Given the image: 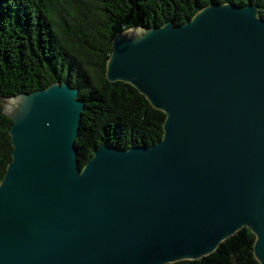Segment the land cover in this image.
Wrapping results in <instances>:
<instances>
[{
	"label": "water",
	"instance_id": "water-1",
	"mask_svg": "<svg viewBox=\"0 0 264 264\" xmlns=\"http://www.w3.org/2000/svg\"><path fill=\"white\" fill-rule=\"evenodd\" d=\"M106 76L165 113L149 146L103 143L82 168L85 101L53 82L6 98L0 264H171L250 228L264 264V18L210 2L183 24L125 28Z\"/></svg>",
	"mask_w": 264,
	"mask_h": 264
},
{
	"label": "trees",
	"instance_id": "trees-1",
	"mask_svg": "<svg viewBox=\"0 0 264 264\" xmlns=\"http://www.w3.org/2000/svg\"><path fill=\"white\" fill-rule=\"evenodd\" d=\"M225 1L255 3L264 18V0H0V182L13 152L4 100L53 82L67 81L85 101L75 141L82 168L103 143L127 149L160 141L165 113L106 76L112 40L129 27L183 24L200 7ZM254 241L245 227L211 255L171 264H259Z\"/></svg>",
	"mask_w": 264,
	"mask_h": 264
},
{
	"label": "rangeland",
	"instance_id": "rangeland-1",
	"mask_svg": "<svg viewBox=\"0 0 264 264\" xmlns=\"http://www.w3.org/2000/svg\"><path fill=\"white\" fill-rule=\"evenodd\" d=\"M6 100H7V99L4 100V103H5ZM4 103H3V105H4Z\"/></svg>",
	"mask_w": 264,
	"mask_h": 264
}]
</instances>
